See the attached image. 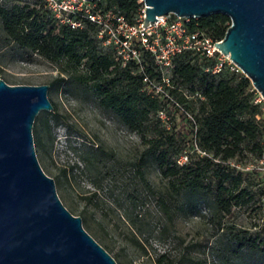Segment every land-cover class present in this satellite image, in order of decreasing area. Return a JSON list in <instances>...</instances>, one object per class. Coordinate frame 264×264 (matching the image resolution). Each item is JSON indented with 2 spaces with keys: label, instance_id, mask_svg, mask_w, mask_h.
Wrapping results in <instances>:
<instances>
[{
  "label": "trees",
  "instance_id": "trees-1",
  "mask_svg": "<svg viewBox=\"0 0 264 264\" xmlns=\"http://www.w3.org/2000/svg\"><path fill=\"white\" fill-rule=\"evenodd\" d=\"M138 1L107 0L105 7H101L102 3L99 6L103 10L114 9L133 23L140 10ZM75 19L81 20L83 27L58 26L44 0H5L0 4V70L3 71L2 62L8 56L36 54L59 70L51 87L68 81L66 89L94 96L105 113L139 135L142 150L129 166L147 195L128 196L124 202L127 207L121 205L123 216L131 225L132 245L146 251L142 236L149 234L182 247L176 255H159L157 264H208L207 258L196 255L201 242H187L175 231L178 219L200 216L213 230V249L221 262L224 254L236 258L230 264H264L261 232L238 230L227 219L234 208L251 203L257 193L264 195V174L237 167L248 166L249 158L258 159L264 154L262 109L255 103L257 91L251 80L228 69L208 71L215 59L186 51L175 58L171 77L170 92L182 106L179 107L149 92L136 62L125 67L118 63L113 50L102 46L94 23L80 16ZM197 23L212 38L223 39L231 20L224 14H213L192 20L191 28L195 29ZM144 65L146 74L161 79L149 53L144 54ZM164 110L167 120L160 117ZM176 114L184 120L183 127L175 123ZM60 122L56 117V123ZM43 129L53 140L48 123ZM83 149V172L96 187H101L105 179L101 171L109 170L105 164L115 158V153L101 143L83 144ZM184 155L188 161L180 164ZM78 168L76 163L66 165L61 177L72 185ZM150 169L157 171L160 183L151 180ZM151 195L160 213L154 229L146 228L150 220L145 214L134 213ZM82 197L86 207L92 203L100 205L97 192Z\"/></svg>",
  "mask_w": 264,
  "mask_h": 264
},
{
  "label": "rangeland",
  "instance_id": "rangeland-1",
  "mask_svg": "<svg viewBox=\"0 0 264 264\" xmlns=\"http://www.w3.org/2000/svg\"><path fill=\"white\" fill-rule=\"evenodd\" d=\"M4 2L5 0H0V4ZM95 3L98 5L102 3L101 7H105L107 0ZM2 67L0 79L11 85H50L48 98L54 110L41 111L33 126L39 162L46 174L55 180L58 195L66 208L73 215L82 218L84 228L116 259L118 264H157L156 259L159 255L165 253L176 255L180 252L182 247L171 240L163 242L149 234L142 236L146 251L135 247L129 240L132 229L129 221L123 216L124 208L121 205L127 207L124 202L128 196L147 195L140 179L129 166V162L142 150L139 135L105 113L98 106L94 96L66 89L68 81L62 83L60 87H51V83L59 75V70L36 54L8 56L3 60ZM174 116L175 123L183 127L185 123L181 116L179 114ZM56 117L61 119L59 124L56 123ZM46 123L51 128L50 135L53 140L48 139L43 129ZM69 129L72 130L71 133ZM68 135L73 137L68 139ZM95 143H101L115 153V158L105 164L104 168L109 170L101 171L105 175L101 187H96L90 181V177L83 172L85 164L80 159V155L84 152L83 144L89 146ZM73 147L79 150L75 151ZM256 160V157H251L248 162L255 164ZM75 163L79 168L75 170L76 178L70 185L64 177H61V169ZM148 174L151 180L160 183L156 170L150 169ZM93 192H97L100 205L92 203L86 207V201L82 196ZM146 200V204L139 206L134 213L145 214L150 220V225L146 228L154 229L157 227L160 213L153 195L148 196ZM203 213L207 214L205 209ZM227 219L238 230L247 233L259 231L264 236V195L257 193L251 203L234 208ZM175 231L187 242L200 241L202 246L196 255L207 258L208 264L236 262L235 257L229 258L224 254L225 259L221 262L220 256L213 249L216 237L213 236V230L206 218L196 216L188 220L178 219Z\"/></svg>",
  "mask_w": 264,
  "mask_h": 264
},
{
  "label": "water",
  "instance_id": "water-1",
  "mask_svg": "<svg viewBox=\"0 0 264 264\" xmlns=\"http://www.w3.org/2000/svg\"><path fill=\"white\" fill-rule=\"evenodd\" d=\"M98 2L100 0H87ZM144 27L176 14L231 20L217 43L264 97V0H144ZM162 18V17H161ZM50 85H11L0 79V264H118L84 228L42 168L33 126L53 111Z\"/></svg>",
  "mask_w": 264,
  "mask_h": 264
},
{
  "label": "built area",
  "instance_id": "built-area-1",
  "mask_svg": "<svg viewBox=\"0 0 264 264\" xmlns=\"http://www.w3.org/2000/svg\"><path fill=\"white\" fill-rule=\"evenodd\" d=\"M46 7L53 13L57 25H67L76 29L83 27L81 20L75 19L80 16L88 19L98 28V38L102 46L111 48L114 52L115 60L123 67L131 61L139 66V74H143L146 87L149 92L161 96L162 98L182 107L171 94L172 71L175 58L186 52L194 53L215 59L216 63L207 70L219 73L228 69L238 74H244L242 69L232 61L229 55H225L218 47L223 39H214L204 30L191 28V21L198 18L179 17L176 14H168L158 17L159 21L144 27L146 4L144 0H139V14L135 22H130L120 12L109 9L103 10L97 3L87 0H44ZM162 17V18H161ZM149 53L161 73V79L151 78L145 72L144 54ZM245 75V74H244ZM255 89V88H254ZM257 91V90H256ZM255 103L261 105L262 121L264 126V97L257 91ZM191 117V115L188 113ZM160 117L168 119L167 111H161ZM258 117V119H261ZM264 143V129H263ZM188 161L186 155L179 160L180 164ZM239 169H255L264 174V154L256 160V163L248 166L237 165Z\"/></svg>",
  "mask_w": 264,
  "mask_h": 264
}]
</instances>
